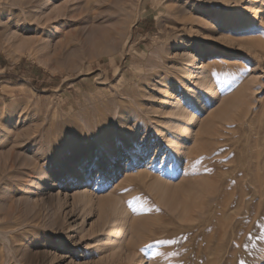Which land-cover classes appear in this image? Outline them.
<instances>
[{
  "label": "rangeland",
  "instance_id": "rangeland-1",
  "mask_svg": "<svg viewBox=\"0 0 264 264\" xmlns=\"http://www.w3.org/2000/svg\"><path fill=\"white\" fill-rule=\"evenodd\" d=\"M26 4L0 0V264H264V0H49L42 33Z\"/></svg>",
  "mask_w": 264,
  "mask_h": 264
},
{
  "label": "bare ground",
  "instance_id": "bare-ground-1",
  "mask_svg": "<svg viewBox=\"0 0 264 264\" xmlns=\"http://www.w3.org/2000/svg\"><path fill=\"white\" fill-rule=\"evenodd\" d=\"M33 0H28V4H26L25 6H22L20 7V12H21V22L25 23L28 27H33V28H36V29H39L42 32L44 31H47V29H49L52 25H53V28H54V31L56 30V27L60 24V19H63L65 18V14H63L62 12V7L59 6V7H54L52 9H44L42 10V7L45 5V3H48L49 0H43L44 2L43 3H39L36 4L35 6H28L32 3ZM27 9V10H26ZM66 13V12H64ZM20 20V19H19ZM239 21V20H238ZM20 22V21H18ZM240 22V21H239ZM52 28V29H53ZM243 28H240V30H242ZM241 33H244V32H241ZM17 34V33H15ZM17 37V35H15ZM14 36V37H15ZM43 40V39H41ZM40 40V41H41ZM229 42H226L227 45L230 44V42H232V40L228 39ZM43 42V41H42ZM21 43V41H20ZM22 44H23V41H22ZM45 45H42L40 48L43 49L46 47V43H44ZM21 45V44H20ZM224 53V54H223ZM222 53V57H226L225 55V52ZM228 55V54H227ZM219 62V59L216 58V55L215 56H212L209 58V61H208V64L205 66L201 65L200 68L198 69H206L207 70V74L203 76V79H204V84H202L199 88L203 87L207 93H211L212 90L210 87H212V81L210 83V81L208 82L207 79H210L212 78V75L210 74L209 70L210 69H213V67L216 66V64L218 65ZM201 82V80H200ZM208 84H211L209 85L210 87H208ZM202 88V89H203ZM201 89V90H202ZM200 91V90H199ZM204 91V92H206ZM197 93V92H196ZM206 94V93H205ZM193 98V97H192ZM182 116V115H180ZM183 117V116H182ZM176 119V118H175ZM178 119V118H177ZM179 121V120H178ZM179 123V122H178ZM182 123V122H181ZM177 137V136H176ZM174 140V139H173ZM178 140V139H177ZM173 145V144H172ZM170 146V144H169ZM168 146V147H169ZM172 147V146H171ZM173 148V147H172ZM171 149V148H170ZM171 175V174H170ZM73 176L72 175H69L67 176L66 178H64L65 182L66 183H70L72 182V179ZM111 231V230H110ZM121 233V232H120ZM120 233L117 235L115 234L113 237L115 238H111L110 239V242L111 244L110 245H113L114 243H116V239L117 237L120 235ZM121 236V235H120ZM119 238V237H118Z\"/></svg>",
  "mask_w": 264,
  "mask_h": 264
}]
</instances>
